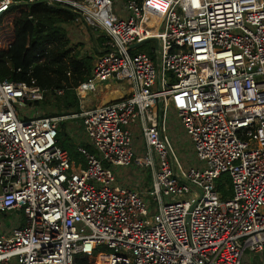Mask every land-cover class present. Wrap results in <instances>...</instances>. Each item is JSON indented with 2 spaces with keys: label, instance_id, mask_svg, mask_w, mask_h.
<instances>
[{
  "label": "built area",
  "instance_id": "1",
  "mask_svg": "<svg viewBox=\"0 0 264 264\" xmlns=\"http://www.w3.org/2000/svg\"><path fill=\"white\" fill-rule=\"evenodd\" d=\"M33 3L74 13L102 41L74 88L78 114L19 116L63 91L0 80V214L24 221L0 222V264H249L246 252L264 254V0H0V18ZM144 41L149 53L135 47ZM112 81L121 99L86 104ZM170 113L200 167L179 164ZM68 118L95 152L77 147L83 167L58 145ZM132 165L152 170L146 189L117 184L114 169Z\"/></svg>",
  "mask_w": 264,
  "mask_h": 264
},
{
  "label": "trees",
  "instance_id": "2",
  "mask_svg": "<svg viewBox=\"0 0 264 264\" xmlns=\"http://www.w3.org/2000/svg\"><path fill=\"white\" fill-rule=\"evenodd\" d=\"M11 17L10 37L7 44L0 47V80L27 85L34 81L43 90H62L61 96L52 97L55 103H51V111L45 109L46 100L40 102L45 110L44 118L78 114L79 103L74 88L90 77L93 58L75 54L67 32L61 26L72 23L76 15L45 3L23 4L12 7L0 18V29ZM66 130V122L61 121L57 133L59 147L67 152L71 164L83 163ZM87 149L93 154L92 148ZM227 182L226 175L217 181V191L224 197L229 193L224 190ZM92 263L91 260L77 261V264Z\"/></svg>",
  "mask_w": 264,
  "mask_h": 264
},
{
  "label": "rangeland",
  "instance_id": "3",
  "mask_svg": "<svg viewBox=\"0 0 264 264\" xmlns=\"http://www.w3.org/2000/svg\"><path fill=\"white\" fill-rule=\"evenodd\" d=\"M12 17L6 21L5 27L3 29H0V47H4L7 44V41L10 37V23H11ZM154 34V33H152ZM77 38L71 39L73 41V46L71 47L74 49V53H79L80 56H84L85 54L87 55H93L94 54V49L92 48L91 41L89 39L83 40L82 38H85L84 35H80L79 33L77 34ZM95 39L96 35L100 36V31L97 30L94 32ZM99 39V38H98ZM77 45V46H76ZM154 47V42L153 41H148L138 47L136 49L139 52H145L149 53L150 49ZM93 61V60H92ZM96 88L97 90L103 89L104 86L106 85L105 83L98 84L96 83ZM110 86L112 88H121V84L112 81L110 83ZM124 86V85H123ZM104 96V94L102 95ZM102 96L100 99L96 101V93H93L87 97L86 104H92L93 102H100L102 99ZM114 98L113 96H110L109 99ZM47 104L45 105L46 110H52V104L55 103L54 100L51 97H47L46 99ZM17 112L19 116H25L26 118H35V117H42L45 113V110L42 108V104L39 102L38 106L36 103L33 105L29 106H19L17 107ZM80 118L76 119H67L65 120L66 122V127L68 128L67 130L70 132V137L72 140H75L77 143H83L84 142V136H83V129L80 127ZM167 136L169 138V141L175 148V153L177 156V160L179 164L182 166V168L187 171L190 168H198L200 167L196 157L194 154L190 151V143L189 139L186 136V134L183 131L182 126L180 125L176 115L174 113L169 114V119L167 122ZM137 144H140V140L137 141ZM77 151V148H76ZM141 149H137V152H140ZM156 157V156H155ZM83 158V157H82ZM157 159V157H156ZM116 182L120 186H128V187H133V188H138V189H146L147 186H149L150 182V177H151V170L150 169H144L137 167L136 165H132L130 168L127 169H120V174L119 172L117 173V170L114 171ZM227 176V175H226ZM13 219V218H12ZM11 215L3 216L0 214V222H4L7 228L11 227ZM15 220V219H14ZM13 220V221H14ZM247 262L249 264H264V254H258V255H252L248 254L247 252L245 253ZM249 258V260H248ZM104 256L100 257V261L102 262L104 260Z\"/></svg>",
  "mask_w": 264,
  "mask_h": 264
},
{
  "label": "crops",
  "instance_id": "4",
  "mask_svg": "<svg viewBox=\"0 0 264 264\" xmlns=\"http://www.w3.org/2000/svg\"><path fill=\"white\" fill-rule=\"evenodd\" d=\"M74 22V21H73ZM70 23V24H66V25H61L65 30L67 29L69 32H67V36H68V38H69V40H70V43H69V45H70V47H72L73 46V41H71V39H73V38H77L78 37V33L80 34V35H84L85 36V38H82L83 40H87V39H89L90 41H91V44L90 45H92V48L94 49L101 41H102V38H99V39H95L94 38V36H92L91 35V33L88 31V29L86 28V26L84 25V24H78V23ZM146 26L148 27V26H150V24H147V22H146ZM77 46V45H76ZM86 56H91L92 58H93V55H87V54H85ZM92 68H93V61H92ZM92 71V70H91ZM117 90V92L119 93V97H117L116 99H121L122 98V96H124L125 94H126V88L125 87H123L122 85H121V88H112L111 86H110V83L109 84H106L105 86H104V88L103 89H99V90H97L96 92H94V93H96V98L97 97H101L103 94L105 95V94H107V92L108 91H110V90ZM91 95V94H90ZM102 97H104V96H102ZM77 98V97H76ZM116 99H113V100H116ZM97 101V100H96ZM108 101H110V100H108ZM78 103H79V101H78ZM97 103V102H96ZM79 110H80V108H79ZM75 115V114H74ZM71 116V115H70ZM68 119H73V118H68ZM74 119H76V118H74ZM65 120H67V119H65ZM65 120H63V121H65ZM80 124H81V121H80ZM80 127L83 129V127H82V124L80 125ZM67 128V127H66ZM68 129V128H67ZM66 133H67V135H68V137H69V139L72 141V143L75 145V147L77 148V147H79V146H83V145H85L86 146V141H85V135H84V131H83V136H84V142L83 143H77L75 140H72V138L70 137V132L68 131V130H66ZM134 134H135V136L137 137V140H136V142L137 141H139L140 139H139V129H138V127L137 128H135L134 129ZM137 149H138V147H139V149H142V148H144V143L142 142V141H140V144H137ZM86 148H89V146H86ZM88 150V149H87ZM93 150V149H92ZM141 152V151H140ZM140 152H137L138 154L140 153ZM93 154H95V152H94V150H93ZM83 161H84V159H83ZM73 165H75V166H81V167H83L84 166V162L83 163H78L77 165L76 164H73ZM117 170V173L119 172V174H120V169H114V171H116ZM121 170H123V169H121ZM125 170V169H124ZM151 170V169H150ZM152 180H153V176H152V170H151V177H150V182L152 183ZM150 183V184H151ZM149 184V185H150ZM148 187V186H147ZM225 190V189H224ZM8 215H11V221H13L14 219V221H18V223L22 226L23 225V223H24V221H23V218H22V215L20 214V213H18V211L17 212H15V213H12V214H8ZM7 216V215H6Z\"/></svg>",
  "mask_w": 264,
  "mask_h": 264
},
{
  "label": "bare ground",
  "instance_id": "5",
  "mask_svg": "<svg viewBox=\"0 0 264 264\" xmlns=\"http://www.w3.org/2000/svg\"><path fill=\"white\" fill-rule=\"evenodd\" d=\"M154 21H155V17H154V15H146V22H149V24H150V26H146L147 28H151V30L150 31H153V32H151V34L152 33H154L155 34V31H154V26L152 25L153 23H154ZM110 96H113L114 98H112V99H109V97ZM120 95H119V93L117 92V90H110V91H108L107 92V94H105L104 95V97H102V101H101V103H105L106 101H108V100H113V99H116L117 97H119ZM100 257H101V255H99V257H98V259H99V261H100ZM101 262V261H100Z\"/></svg>",
  "mask_w": 264,
  "mask_h": 264
},
{
  "label": "water",
  "instance_id": "6",
  "mask_svg": "<svg viewBox=\"0 0 264 264\" xmlns=\"http://www.w3.org/2000/svg\"><path fill=\"white\" fill-rule=\"evenodd\" d=\"M146 42H147V41L137 43V44H135V47H138V46H140V45H142V44H144V43H146Z\"/></svg>",
  "mask_w": 264,
  "mask_h": 264
}]
</instances>
